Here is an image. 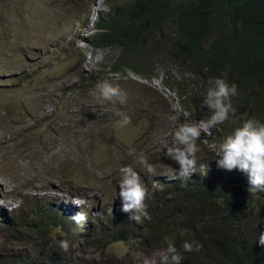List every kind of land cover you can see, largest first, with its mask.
Wrapping results in <instances>:
<instances>
[{
  "label": "trees",
  "instance_id": "16d2710c",
  "mask_svg": "<svg viewBox=\"0 0 264 264\" xmlns=\"http://www.w3.org/2000/svg\"><path fill=\"white\" fill-rule=\"evenodd\" d=\"M106 5L108 12L99 18L91 43L98 48L116 47L120 54L109 67L101 63L96 74H81L78 92L92 91L109 73L127 77L131 72L148 81L163 71L165 86L178 95L191 122L199 123L206 119L207 109L202 102L209 79L220 77L229 84L235 83L238 95L232 102L236 111L212 129L210 135L201 136L198 150L218 148L225 135L249 118L264 122V0H106ZM75 68L74 65L70 70ZM172 68L178 71V77L168 78ZM53 98L55 110L49 115H54L57 108L62 111L75 105L74 99L55 95L51 88L45 103ZM161 100L158 98L148 112L142 110L130 117L137 123L149 119L151 125L159 120L156 115L161 111ZM15 111L18 109H9V113L17 115ZM49 119L52 117H46L45 121ZM176 122L183 123L180 119ZM147 129L142 133L143 140L139 136L132 145L122 141L117 145L127 160L123 166H133L148 189L143 223L130 220L131 213L116 210L91 223L94 244L104 250L115 242H127L131 254L125 264H140L144 259L139 256L141 252L158 250L169 241L181 251L182 264H264V246L259 244L257 235L264 232V192L250 197L246 174L238 169H223L217 160L206 166L204 160L196 158L195 172L190 177L170 179V173L177 175L179 165L169 158L163 162L160 155L166 150L159 144L161 140L145 142L151 128ZM131 149H135V157L129 153ZM56 151L38 145L32 155L42 160L61 158ZM137 154L157 165L155 176L145 172L137 162ZM59 167L62 181L57 182L49 175L45 177L48 180L35 178L29 183H44L46 186L40 191L57 188L86 195L72 176L65 175L66 164ZM71 169L76 172V167ZM118 181L119 178L110 183L101 181V185L107 193L116 194ZM38 187L20 194L23 202L28 197L34 203L40 201L37 207L23 208L19 220L14 222L11 218L12 222L3 229V233L15 235V243L22 240L17 236L21 228L35 231L36 238L42 239L50 224L59 225L50 211L51 203H45L49 195L39 194L34 190ZM29 190L36 194H29ZM26 237L25 234V240ZM185 240L194 247L199 245L200 251L184 252L180 246ZM112 258L108 262L101 258L100 263L108 264ZM0 264L38 263L28 253L0 260Z\"/></svg>",
  "mask_w": 264,
  "mask_h": 264
},
{
  "label": "rangeland",
  "instance_id": "374dc122",
  "mask_svg": "<svg viewBox=\"0 0 264 264\" xmlns=\"http://www.w3.org/2000/svg\"><path fill=\"white\" fill-rule=\"evenodd\" d=\"M104 1L0 0V208H13L14 217L19 214L14 206L19 203L28 210L40 203H34L29 197L26 202L22 201L23 190L38 186L36 190H40L45 186L29 182L35 178L47 180L45 177L49 175L57 182L62 181L59 167L62 164L67 166L63 170L65 175L72 176L78 189L87 192L89 199L93 192H98L101 198L110 200L107 207L122 205L118 192L107 193L101 185V181L110 183L118 179L119 168L127 162L117 147L118 142L132 145L133 139L139 136L143 140L142 133L150 127L145 142L161 140L159 144L164 149L173 139L170 132L178 125L176 121L191 122L178 95L165 86L163 71H158L157 76L148 81L131 72L127 77L109 73L106 79L119 84L128 94L127 103L123 105L111 102L99 105L91 95L94 89L82 94L77 91L80 87L78 72H93L101 62L109 67L120 54L116 47L94 49L88 43L95 31V22L107 10ZM85 14L88 20L83 23ZM71 65L76 68L70 70ZM21 71L23 79H12ZM30 73L32 75L25 78ZM178 74L172 68L168 78L178 77ZM51 88L55 95L74 99V107L62 111L56 107V113L49 115L56 101L53 98L45 103ZM158 98L162 99L161 111L156 115L158 121L150 125L149 119L137 123L131 117L130 125L115 126L120 119L117 113L148 112ZM15 108L17 115L9 113V109ZM46 117L52 120L45 121ZM38 145L49 150L56 148L61 158L43 157L46 160H42L32 155ZM216 149L202 148L196 152V158L212 166L214 160L219 159L215 156ZM135 155L136 152L132 154ZM160 156L163 162L168 160L165 152ZM71 167H76L75 173ZM161 176L169 179L166 174ZM66 234L63 229L54 228L47 236L53 242L54 238H65ZM24 235L23 231L17 232L19 237ZM34 235L31 231L27 237ZM10 242L11 239L0 232V251L11 248ZM156 251L141 252L139 256L144 258Z\"/></svg>",
  "mask_w": 264,
  "mask_h": 264
},
{
  "label": "clouds",
  "instance_id": "9594fccd",
  "mask_svg": "<svg viewBox=\"0 0 264 264\" xmlns=\"http://www.w3.org/2000/svg\"><path fill=\"white\" fill-rule=\"evenodd\" d=\"M104 2L106 4V0ZM85 12L87 11L84 10ZM107 12L108 7L99 18ZM87 20L88 15L83 19V23H86ZM98 20L95 22V31L91 39L88 40V43L94 49L102 48L95 47L91 43L98 30L96 25ZM99 65L93 72H78L79 82L81 81V74L85 76L91 73L96 74L99 70ZM72 66L74 65H71L70 68ZM22 74L23 71L16 72L12 79L19 81L23 79ZM31 75L32 73L28 74L25 78ZM91 95L99 105H103L105 102L123 105L127 103L128 98L127 92L119 84L107 79L97 82ZM237 95L238 87L235 83L229 84L225 79L220 77L209 79L206 94L202 102V106L207 109L206 119L200 123H192L186 120L183 123L175 125L172 141L164 145V149H166L164 151L165 156L179 165L177 175L171 176L170 174V179L190 177L195 172L194 169L197 164L196 152L198 151L197 142L200 140L202 134L210 135L212 129L222 124L227 120L230 113L236 111L232 98ZM117 115L120 117L116 121L115 126L117 128H124L131 124V117L126 112H119ZM133 153H135V149L130 150V154ZM215 156L219 157L217 161L219 167L228 171L238 169L246 174L248 179L247 191L250 193V197H255L258 193L264 192V122L257 118H249L243 121L223 137L219 142L218 148L215 150ZM137 162L143 166L147 174L152 176L157 174V165L150 163L143 154L138 155ZM118 185V195L122 200V205L119 204V206L115 205L112 207H107L110 200H103L97 192H93V197L89 199L87 192L86 195H78L76 193L61 192L62 190L57 188L40 191L46 185L40 188L37 191L39 194L49 195L46 201H50L48 202L51 203L50 211L56 217L59 224H50V229L45 232L42 236H45V238L42 239H37L34 235L31 238L26 237L27 240L21 237L24 240L16 241L15 243V235L12 232L5 234L3 233V229L7 226V223L12 222L11 218L14 222L19 220V215L23 209L22 204L19 203L14 206L19 211L16 217L12 214L13 208L9 210L0 208V232L11 239V245L9 246H12L0 251V260L7 261L13 255H25L29 253L34 258V263L38 264H101V258L108 262L111 257L113 258L108 264H125L131 254L127 242H115L104 250H100L92 239L93 230L91 223L102 219L107 214L116 212V210H119L122 214L125 212L131 213L130 220L141 225L143 223L148 189L140 173L131 165L120 167ZM153 186L156 187L155 184ZM29 191L32 194H36L35 191ZM91 208L94 210L92 211ZM30 217L35 216L30 215ZM54 228L66 231L65 238H54L53 242L50 241L47 234ZM21 230L26 235L30 232L22 228ZM257 235L259 244L264 246V232H260ZM26 241L32 242L27 243ZM52 246L56 248L43 250ZM180 247L184 252L200 251L199 245L194 247L193 243L187 240ZM183 259L181 251L173 242L169 241L166 247L144 257L140 264H182Z\"/></svg>",
  "mask_w": 264,
  "mask_h": 264
}]
</instances>
